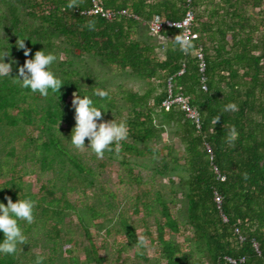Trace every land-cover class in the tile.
<instances>
[{
	"label": "trees",
	"instance_id": "obj_1",
	"mask_svg": "<svg viewBox=\"0 0 264 264\" xmlns=\"http://www.w3.org/2000/svg\"><path fill=\"white\" fill-rule=\"evenodd\" d=\"M263 2L99 0L104 10L116 13L109 19L89 13L93 0H0V25L4 30L0 41L6 44L10 55L16 53L21 61H26L25 49L16 44L22 38L26 47L32 49L31 56L45 47L58 55L62 51L65 57L52 65L64 84L59 91L50 90L47 96L21 87L19 78L13 77L19 75V66L12 65L11 74L0 76V133L21 123L36 126L42 135L27 136L24 141V147L31 145L36 149L30 158L41 172L62 173L57 182L61 185H42L41 196L30 191L22 194V177L13 173L0 185V200L7 203L10 195L16 201L21 194V198L30 196L37 201L34 224L48 227L46 234L53 243V254L60 246L67 210L77 212L90 248L86 249L87 260L77 264H105L89 230V222L99 212L93 205L86 206L87 212L76 211L65 187L68 182L78 185L82 179L84 185L95 186L96 172L63 143L56 128L67 120V95H89L103 109L102 119L119 120L123 118L121 106L130 108V116L125 118L130 131L123 149L105 154L111 158L122 156L130 174L133 158L152 155L157 163L155 175L169 179L168 195L163 189L155 193L156 205L164 218L156 219L161 250L156 264H161V260L165 264H264V38L257 36L264 30V9L261 19L247 12V7L260 8ZM188 10L194 12L191 29L197 36L189 40L187 51L174 41L183 34L182 29L165 26L156 34L165 39L163 42L151 33L150 22L156 15L179 21ZM200 52L206 66L204 72L199 68ZM83 56L96 58L104 67L116 66L149 84L158 80L161 90L156 93L158 87L151 85L139 93L118 85L114 93L92 69L81 67L78 59ZM169 82L174 94L182 93L199 111V127L178 107H161ZM97 87L107 89L109 96H96ZM230 101L237 103L238 110H224ZM217 116L220 119L213 123ZM232 125H236L239 136L229 142L226 137ZM168 129L184 146L181 157L172 146L165 147L167 152L162 153L149 145L161 139ZM13 138L0 140L4 143L0 144V151L13 143ZM3 169L0 162V177L5 174ZM64 177L67 181L62 183ZM56 187L61 190L59 196ZM178 193L184 198L183 222L174 217L170 208L177 203ZM144 207L147 213L152 212L150 204L144 203ZM134 211H139L137 205ZM33 222H21L26 235L32 231ZM182 226L193 232L187 239L190 249L186 252L179 243L165 239L167 230L178 233ZM122 227L128 241L138 244L136 229L126 220H122ZM66 241L70 243L72 239ZM26 247L25 240L15 254H0V264H25L28 255L19 253ZM140 247L137 256L148 260L144 246ZM43 264H56L53 255Z\"/></svg>",
	"mask_w": 264,
	"mask_h": 264
},
{
	"label": "rangeland",
	"instance_id": "obj_2",
	"mask_svg": "<svg viewBox=\"0 0 264 264\" xmlns=\"http://www.w3.org/2000/svg\"><path fill=\"white\" fill-rule=\"evenodd\" d=\"M263 9L264 2L260 8L247 7V12L255 19H261ZM2 35H4V30L0 25V36ZM154 35L161 42L165 40L160 35ZM257 36L264 38V30H260ZM5 45V43L1 44L0 41V50L6 49ZM161 53L160 51V55ZM63 59H65L64 54ZM4 60L16 67L20 66L19 63H25V60L21 61V58L16 53L5 56ZM78 60L82 68L92 69L98 77L102 78L104 86L111 89L114 93L118 85H124L126 88L139 93H144L151 85L158 87L156 93L161 90L158 86V80H154L149 84L148 80L134 78L125 74V72L123 73L116 66L104 67L93 57L83 56ZM75 96V93L67 95L65 99L68 108L66 113L67 120L62 121L56 128L63 138V143L73 153L78 154L84 163L92 167L96 172V185L90 186L87 183L88 186H86L83 184V179L78 185L68 182L67 186L65 185L69 192L68 199L76 207V211L87 212L86 206L93 205L96 211L99 212L97 218H90L89 230L94 238L99 255L105 258V264H156L157 260L161 258L156 219L164 221V218L161 217L156 205L155 193L158 189H163L167 196L169 179L155 175L154 168L157 163L153 160L152 155L145 158H133L131 160L133 171L130 174L128 168L122 162V156L111 158L110 155L105 154L101 158L91 148H77L74 146L70 139L76 124L73 104ZM120 109L123 118L130 116L129 107L121 106ZM112 115L115 116L116 114ZM2 135L4 136L2 137ZM40 135H42V131L36 126H24L22 123L19 127L8 126L3 129L2 133H0V140L5 141V138L14 137V141L0 151V162L5 171V174L0 177V185L11 178L14 173L15 176L22 177V194L30 191L41 196L43 194L42 185H48L49 182H51L50 185L60 182L62 173L51 170L41 172L39 165L30 158L32 154L36 153L35 147L31 145L24 147V141L27 136L37 138ZM85 143L89 145L88 138H86ZM0 144L3 145L4 143L0 142ZM149 145L160 149L162 153L167 152L165 147L172 146L180 157L184 155V146L174 136L171 129H168L161 139L153 140ZM12 148L15 149L13 153L10 152ZM13 168H15V171ZM59 169L57 170L59 171ZM66 169L64 167L63 171H66ZM136 179L140 181L137 182ZM63 180L62 183L67 181L65 177ZM57 184L61 185V183ZM55 190L56 195L59 196L61 190L58 187ZM176 197L177 203L175 205L170 204V208L174 217L183 222L185 220L184 198L181 193H178ZM144 203L151 205V213L146 212ZM136 205L139 208L138 212L134 211ZM89 216L90 214L87 215V217ZM122 220H126L136 229L137 237H147V246H144V248L148 260L137 256L138 252L141 251V247L137 243L128 241L123 233ZM39 224H34L32 231L26 235L27 249L25 251L22 248L20 249L19 255H28V258L24 259L25 264H36V257L39 255L44 256L46 260L53 255L56 264H77V262L83 263L87 260L88 253L86 249L89 248V241L86 237L85 229L79 221L77 212L67 210L64 223L61 226L63 230L61 232L60 246L54 254L53 243L46 234L48 227H42ZM192 233L189 228L182 226L178 233L167 230L165 239H172L179 243L186 252L190 249V242L187 239L192 236ZM68 238H71L72 242L68 243L66 241ZM69 248L72 249L71 252L67 251ZM165 262L161 260V264H165ZM92 264L96 263L93 262Z\"/></svg>",
	"mask_w": 264,
	"mask_h": 264
},
{
	"label": "clouds",
	"instance_id": "obj_3",
	"mask_svg": "<svg viewBox=\"0 0 264 264\" xmlns=\"http://www.w3.org/2000/svg\"><path fill=\"white\" fill-rule=\"evenodd\" d=\"M183 50L187 51L190 46L187 34H179L174 39ZM17 47L25 49L28 56L25 63L19 66L18 77L21 87L31 89L32 92H39L47 96L49 91H59L64 84L63 80L54 72L52 65L57 60L63 59V53L59 55L45 47L37 50L31 56L32 49L26 47L25 39L19 38ZM10 55L6 49L0 50V76L11 74L12 63L4 60ZM94 94L99 97L109 96V91L105 88L97 87ZM75 107L76 124L71 134V143L77 148L88 147L96 153L98 157H103L106 151L119 153L123 149V141L129 136V124L125 118L103 120V109L96 106L89 95H76L73 100ZM225 111H236L238 105L235 101H230L224 105ZM220 116L213 118V123H217ZM239 136L236 125L228 129L226 139L233 142ZM89 139V145L85 140ZM37 201L30 196L20 198L16 201L12 196H7V203L0 200V231L3 232V239H0V254H15L18 247L26 240L21 225L22 221L32 223L35 219V205ZM138 244L147 246V237L139 236ZM45 257H36V264H43Z\"/></svg>",
	"mask_w": 264,
	"mask_h": 264
},
{
	"label": "built area",
	"instance_id": "obj_4",
	"mask_svg": "<svg viewBox=\"0 0 264 264\" xmlns=\"http://www.w3.org/2000/svg\"><path fill=\"white\" fill-rule=\"evenodd\" d=\"M94 1V7L89 11L90 14L94 15H101L106 18H113L116 13L112 11H106L102 8L101 4L98 0ZM188 3H190L191 0H186ZM123 14H128L127 11H123ZM195 15L192 10H188L184 17L179 21H170V20H164L161 18V16L156 15L152 21L150 22V30L151 33L158 34L161 32V30L165 27H176L182 29L183 34H187L188 40H190L192 37H196L197 35L193 33L191 26L194 21ZM198 57L200 58L199 68L201 72L205 71V62L203 60V54L200 52L198 53ZM181 71L180 73H182ZM204 80V79H203ZM204 82V81H203ZM172 84L169 82V91L167 97L162 101L161 107L165 110H169L173 106L178 107L180 110H182L185 113V116L192 121L199 127L200 123V114L199 111L196 108L191 107L189 104V101L187 97H185L182 93L174 94L172 91ZM203 89H206L205 83H203ZM216 200L219 202L220 197L217 196Z\"/></svg>",
	"mask_w": 264,
	"mask_h": 264
}]
</instances>
